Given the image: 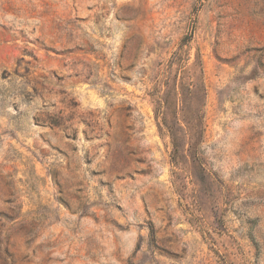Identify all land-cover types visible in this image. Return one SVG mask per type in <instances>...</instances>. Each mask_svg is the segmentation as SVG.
Masks as SVG:
<instances>
[{
  "label": "rangeland",
  "instance_id": "obj_1",
  "mask_svg": "<svg viewBox=\"0 0 264 264\" xmlns=\"http://www.w3.org/2000/svg\"><path fill=\"white\" fill-rule=\"evenodd\" d=\"M0 264H264V0H0Z\"/></svg>",
  "mask_w": 264,
  "mask_h": 264
}]
</instances>
